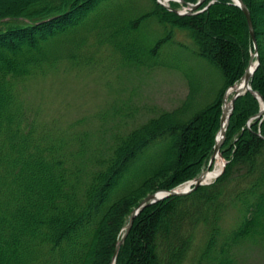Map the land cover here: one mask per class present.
<instances>
[{"label":"trees","instance_id":"trees-1","mask_svg":"<svg viewBox=\"0 0 264 264\" xmlns=\"http://www.w3.org/2000/svg\"><path fill=\"white\" fill-rule=\"evenodd\" d=\"M242 1L259 56L250 84L264 99V0ZM151 3L140 11L126 0H0V264H110L138 203L207 165L223 94L252 50L245 16L231 0L181 15ZM188 56L211 66L212 77L181 65ZM98 60L138 74L177 70L183 92L170 107L112 103L94 114V125H36L24 96L28 82ZM259 110L250 91L236 97L221 146L223 172L142 207L115 264H245L246 245L264 250Z\"/></svg>","mask_w":264,"mask_h":264},{"label":"rangeland","instance_id":"rangeland-1","mask_svg":"<svg viewBox=\"0 0 264 264\" xmlns=\"http://www.w3.org/2000/svg\"><path fill=\"white\" fill-rule=\"evenodd\" d=\"M151 1L126 0V7L145 11L152 7ZM210 1L204 0L197 9H205ZM170 3L171 1L169 5H171ZM178 3L179 5L174 9L181 11L187 8L184 3ZM171 7L173 8V6ZM146 28L151 33L155 29L150 22L147 23ZM105 61L101 63L98 60V65L94 67L79 66L73 69H55L46 74L38 75L29 81L24 96L28 104L34 107L31 114L36 125H46L45 127L61 129L70 124V122L80 119H87L89 121L88 124L94 125L96 123V119L93 117L94 114H101L112 103H120V101L132 98V101H136L138 105L149 106L157 104L163 107H170L178 100L176 98L177 94L180 96L179 93L183 92L181 79L183 76L177 70L157 67L154 68V71L138 74L123 68L117 69L114 62ZM187 63L189 64L188 70H191L194 74L201 72L205 78L212 77L213 69L204 61H198L194 56H188L187 60L180 64L184 66ZM223 100L224 94L221 114L223 111ZM247 125L250 126L248 122ZM221 156L222 161L226 165L227 160L222 153ZM204 165L203 169L206 167ZM213 166L214 164L210 169ZM188 181L183 182L184 184L180 186L185 185ZM232 223L233 219L227 217L224 225L230 227ZM246 247L247 250H243L242 253L245 258V264H264V250H262L261 245L257 246L254 243H250Z\"/></svg>","mask_w":264,"mask_h":264},{"label":"water","instance_id":"water-1","mask_svg":"<svg viewBox=\"0 0 264 264\" xmlns=\"http://www.w3.org/2000/svg\"><path fill=\"white\" fill-rule=\"evenodd\" d=\"M170 1H176V2L184 3L187 8H185L184 10L178 11V10L170 7V5H169ZM203 1L204 0H197L195 3H188V2H185L184 0H156V2L158 4L162 5L166 9L171 10V11H173L179 15L190 14L193 12L201 11L202 9L197 10V8L200 6V4ZM214 1L215 0H211L208 3V5H210ZM232 2L234 5L238 6L241 9V11L243 12V14L245 16V19L247 22V27H248L249 34H250L251 41H252V45H253V50L250 54L248 64H247L243 74L241 75V77L239 78V80L237 82H235L233 85L230 86L234 92H233V95L231 96V99L229 102V107L227 110V117L225 120H223L222 119L223 113L220 116V126H219V129H218L216 136H215L213 151H212V154L208 160V163H207L206 167L201 171V173L197 177H195L194 179L189 180L185 186H183V187L177 186V187L172 188V189L157 190V191L152 192V193L148 194L147 196H145L138 203V205L133 209V211H132V213H131L128 221H127V224L123 228L122 233H121V235H120V237L116 243L110 264H115L120 246L124 242L128 232H129V230L133 224V220H134L135 216L138 214V212L140 211V209L142 207L149 205L151 203H154L158 200L164 199V198L171 196V195H183V194L190 193L191 191L195 190L197 187H199L201 185H207V184L212 182V180L211 181L207 180V173L209 171V168L213 165L217 155L220 156L222 159V156L220 153V147H221L223 140H224V137H225L226 127H227L228 121L230 119V116L232 114V111L234 108V101H235L236 97H238L240 94L244 93L245 91H250L261 101V105H262L259 112H257L255 115H253V117H258L264 113V99L260 95V93L256 90H253L251 88V85H250L251 77H252L254 71L256 70V68L259 64L258 47H257V41H256V36H255V31H254V27H253V21L251 18V14H250L248 7L246 6V4L242 0H232ZM224 165L225 164L223 162L221 170L214 176V179L216 177H218L223 172Z\"/></svg>","mask_w":264,"mask_h":264},{"label":"bare ground","instance_id":"bare-ground-1","mask_svg":"<svg viewBox=\"0 0 264 264\" xmlns=\"http://www.w3.org/2000/svg\"><path fill=\"white\" fill-rule=\"evenodd\" d=\"M184 10V9H183ZM233 89L231 87H229L224 95V100H223V114H222V119L225 120L227 117V110L229 107V102H230V97L233 95ZM260 101V100H259ZM261 101H260V109H261ZM259 112V111H258ZM264 113L261 115L263 116ZM222 159L220 156H216L215 161H214V166L212 167V169H209L208 173H207V180L211 181L214 179V176L221 170L222 167ZM198 176V175H197ZM196 176V177H197ZM195 178V177H194ZM186 185V184H185ZM183 185V186H185ZM181 186V187H183Z\"/></svg>","mask_w":264,"mask_h":264}]
</instances>
